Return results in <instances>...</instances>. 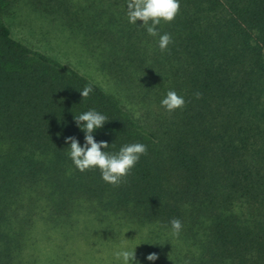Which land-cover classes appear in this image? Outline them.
I'll return each mask as SVG.
<instances>
[{"label":"trees","instance_id":"trees-1","mask_svg":"<svg viewBox=\"0 0 264 264\" xmlns=\"http://www.w3.org/2000/svg\"><path fill=\"white\" fill-rule=\"evenodd\" d=\"M180 2L161 52L127 0H0V264H37L38 222L68 229L81 211L171 232L180 219L183 264H264V0ZM21 5L80 38L127 102L14 36ZM169 89L183 108L161 106ZM91 108L109 118L94 133L109 151L147 145L119 185L68 155Z\"/></svg>","mask_w":264,"mask_h":264},{"label":"rangeland","instance_id":"rangeland-1","mask_svg":"<svg viewBox=\"0 0 264 264\" xmlns=\"http://www.w3.org/2000/svg\"><path fill=\"white\" fill-rule=\"evenodd\" d=\"M6 20L14 36L76 67L127 102L101 69L98 58L90 55L81 45L80 38L72 37L59 21L25 5L19 6L14 16L6 15ZM74 218V226L68 229L52 228L38 222L33 248L37 264H116L113 249L125 239L123 233L128 229L125 236L130 239L129 247L138 245L136 258L139 264H183L180 259L186 245L171 231L126 220L98 219L88 211H81ZM150 253H156L158 258L147 260Z\"/></svg>","mask_w":264,"mask_h":264},{"label":"clouds","instance_id":"clouds-1","mask_svg":"<svg viewBox=\"0 0 264 264\" xmlns=\"http://www.w3.org/2000/svg\"><path fill=\"white\" fill-rule=\"evenodd\" d=\"M180 0H127L126 16L128 22L133 25H139L144 28L149 36L158 37V47L161 52L168 49L172 43V37L169 33H160L158 25L161 21L171 22L175 19L180 10ZM142 21V23H138ZM84 98L88 97L93 91L91 84L79 89ZM199 98L200 93H196ZM186 103L184 96L177 91L169 89L160 101L161 106L168 112H174L183 108ZM75 122L84 133V141L81 143L76 136L65 137V142L69 144L68 155L74 166L81 172L88 169H99L101 178L106 183L119 185L123 178L128 176L132 169L139 162L142 155L147 152V145L141 142L126 143L119 147L118 151H109L107 141H97L94 133L104 127L109 118L94 108L74 115ZM114 147V143H112ZM171 229L174 235H179L183 224L178 218L172 219ZM121 239L118 245L113 249L112 255L116 264H139L136 258V245L129 247V240ZM156 253H150L147 260L155 261Z\"/></svg>","mask_w":264,"mask_h":264}]
</instances>
